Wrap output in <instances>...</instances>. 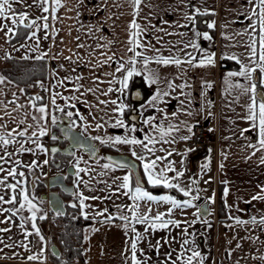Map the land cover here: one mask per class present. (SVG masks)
<instances>
[{
	"label": "crops",
	"instance_id": "0c3cea01",
	"mask_svg": "<svg viewBox=\"0 0 264 264\" xmlns=\"http://www.w3.org/2000/svg\"><path fill=\"white\" fill-rule=\"evenodd\" d=\"M26 4L33 6L28 8ZM44 6L49 8L48 12L42 11L38 0L37 3L34 0H25L23 4L13 2L17 15L21 11L28 14L26 23L31 20H36L37 25L47 22L48 29L37 30L36 26L26 28L21 24L12 25L8 19L0 20V24L13 28L10 39L5 36L6 29L0 31V68L4 66L6 56L36 59L41 53H47L44 58L50 64V77L45 85L48 103L36 105H47L54 114L51 99L53 94L59 93L57 105H75L74 108L69 106L72 113L78 116L73 127L92 139L100 137L94 141L103 151L126 154L138 162L143 180L140 185L145 190L155 196L170 195L181 202H192L189 207L172 208L167 202L133 201L124 194L128 190L119 187L123 177L129 175L134 190L137 180L131 169L111 163L103 155L96 160L91 159L78 150L65 167L73 166L76 171L74 175H67L73 177V181L68 183L75 188V194L67 196H74L78 206L80 194L89 197L83 209L89 222L83 228L82 264H131L130 242L136 239L137 232L143 236L137 243V258L142 264H171L178 256L181 259L177 260V264H183L192 251L200 253L193 264H200L201 259L203 264H264V259H260L264 257V224L260 223L264 219V200L252 199L253 196L264 195L261 191L264 189V163H261L264 149L259 146L258 130L247 119L252 93L245 91L252 83L257 84V94L260 90L264 91V73L257 69L251 79L227 76L229 72H239L242 65L249 68L256 66L250 59L249 45L255 40L259 53L258 0H141L139 5L135 0H61V6L54 13V0H48ZM42 16H47L48 20L38 19ZM133 20L140 26L139 29L130 28ZM212 22H215V27L208 28L207 25ZM33 31H36V37L30 38ZM133 31L139 32L136 39L143 47H137L136 51L142 56L135 57L138 74L130 77L127 86L122 87L118 81L124 78L127 69L133 67L127 63L134 56L128 50ZM196 31L201 34L207 32L211 39L196 38L200 50L194 52L192 48L185 49L184 44L194 37ZM19 33L23 34L22 37L13 40ZM45 36L48 38L45 39ZM187 53H193L197 62L214 54L215 63L202 67L182 63L177 67L155 62L159 56L187 60ZM109 56L113 59L107 60ZM232 56L237 59H230ZM144 57L149 58L147 65L144 64ZM227 62L235 64L237 69L232 65L226 66ZM121 63L125 64V70L117 72L116 68ZM150 74L154 75L156 83L150 81ZM0 75L5 76L1 70ZM65 77L70 80H65ZM77 77L82 79L77 80ZM61 80L63 84L58 83ZM78 85L82 86L80 91H74ZM140 86L144 90V100L132 102L131 92ZM110 87L112 92H108ZM89 88L95 91H86ZM105 92L107 95H102ZM61 97L78 99L64 100ZM13 100L15 104L9 103ZM101 100L107 103L101 104ZM112 100L116 104H112ZM0 101L7 104L6 109L0 110V117H3L0 124L6 125V128L0 130L15 128L19 131L29 124L34 126L28 129V136L37 130L31 116L40 114L31 107L32 98L21 85L7 78L4 84H0ZM17 104L24 105L18 112L13 111ZM120 107H123L122 114L117 110ZM134 109L139 114L138 123L130 119ZM5 111L11 116L4 115ZM25 112L28 113L26 123L19 125L18 121ZM117 119L122 120L125 126H114ZM201 122L214 133L215 138L195 162L192 158L194 126ZM40 124L45 125V121H40ZM98 124L102 127L98 128ZM53 126L49 118L47 134L38 140L48 149L46 153L30 141L25 143V147L32 148V152L20 153L17 151L18 144H10L7 152L13 155L5 156L7 163L0 162L5 169L16 167L18 172L25 173L24 177H9L7 183L21 180L30 198L35 197L33 203L41 209L36 224L44 237L40 240L30 222L25 224L24 229L20 228L21 217L31 216L25 208L8 223L0 224V228L11 229L0 233L3 240L0 243V249H3L0 251V264H56L50 251L51 245L58 241L52 223L56 219L53 217L55 213L41 198L48 192L45 180L58 173H66L62 166L52 161L47 136ZM133 128L135 131H131ZM161 130L167 135H162ZM146 136L152 143L145 139ZM116 137L134 138L142 143H101V140ZM16 140L27 141V137H16ZM0 155H5L3 149H0ZM157 157L165 159L157 160L154 171L166 170L171 163L176 171L183 172V176L172 182L190 190L191 195L186 197L177 189L149 188L144 164ZM16 160L21 162V166L15 164ZM44 160H48V164H44ZM33 161L40 167H27ZM105 164L109 165L107 169L103 167ZM205 164L207 168H203ZM80 168L87 171L77 175ZM5 175L6 172H0V178ZM166 175L171 179L175 173L166 172ZM225 188L227 196L224 195ZM37 191L41 192L39 197ZM61 194L66 199V194ZM0 195L7 200L13 193L6 187H0ZM204 202L209 203L208 217L200 214V206ZM137 203L136 214L149 215L148 224H139L131 219L133 205ZM0 207L13 208L19 207V204H3ZM169 209H172L170 215ZM101 212L103 215H98ZM80 213L85 218L81 208ZM157 214H164V220L178 224L152 229L151 218ZM40 215L46 218L40 220ZM9 216L10 212L0 213V220ZM122 216L129 219L122 220ZM108 217L112 219L109 221ZM253 217L255 223L252 222ZM238 220L244 223H238ZM25 231L33 235L25 238ZM185 241L188 243L185 244ZM6 244L14 247H5ZM22 245H27V249ZM29 255H39V259L29 261Z\"/></svg>",
	"mask_w": 264,
	"mask_h": 264
},
{
	"label": "snow or ice",
	"instance_id": "6c2138e0",
	"mask_svg": "<svg viewBox=\"0 0 264 264\" xmlns=\"http://www.w3.org/2000/svg\"><path fill=\"white\" fill-rule=\"evenodd\" d=\"M13 2L15 3H25V0H0V20H4V19H8L10 20V23L12 25H17V24H21L26 28H32L33 26H36L37 30H40L41 28L43 29H48L49 25L47 22L43 23L42 25H37V21L36 20H31L30 22L26 23V21H28V14L26 12L21 11L18 15L17 13L14 11L13 9ZM141 2V0H135L136 5H139ZM34 3H37V0H34ZM48 3V0H38V6L40 8H42L43 12H48L49 8L44 6L45 4ZM54 4L56 7H53L52 11L53 13L56 11L57 7L61 6V0H54ZM258 5L260 7V13H259V25H260V37H259V53H257V48H256V41L253 40L252 44L249 45L250 48V59L252 61V63H254L256 66L255 67H247L245 65L241 66V70L239 72H229L227 74L228 77H235V76H242L248 79L252 78V74L255 73L257 71V69H259L260 73H264V0H258ZM33 5L32 4H26V7L31 8ZM207 14V13H205ZM213 15L215 14L214 12L212 13ZM255 15V13H253ZM38 19H42L44 21L48 20L47 16H42L39 17ZM53 19H55V16H53ZM208 28H214L215 27V22L209 23ZM139 25L135 22V20H133L130 24V28L132 29H139ZM254 27V26H253ZM5 31V36L9 37L10 33H13V28L9 27L7 24H0V31ZM139 35L138 31H133L130 33V39H129V44L131 45V47L128 49L129 51L134 53V56L129 58V61L127 63L133 65V67L127 69V74L124 76V78L120 81H118L122 87H126L127 86V81L130 77H132L134 74H138L137 69L135 68V64L137 63L135 57H140L142 56V53L137 52L136 48L137 47H143V45H141L139 43V41L136 39V37ZM203 37V39L205 40H210L211 37L209 36V34L207 32L205 33H200L198 31L194 32V37L190 38L188 40L187 43L184 44V48H192L193 51L195 52L196 50H200V46L199 44L196 42V38L198 37ZM36 37V31H33L31 34L30 38ZM45 39H47L48 37L45 36ZM10 39V37H9ZM37 43H39V41L37 40ZM82 47V45H81ZM258 55V60L256 59ZM47 56V53H41V55L37 56L36 59L40 60V59H44V57ZM187 56L189 57L187 60H182L180 58L174 57V56H168V57H163V56H159L157 58H155V62L157 64H162V65H175L177 67H179L182 63H187L189 65L192 66H197V67H202V66H206V65H214L215 61H214V54H210L207 55L205 58L200 59L197 62V58L195 55H193V53H187ZM6 59H10V57L6 56ZM24 59H28L27 56L23 57ZM230 59H237L235 56L229 57ZM66 59H71V57H66ZM113 57L109 56L107 58V60H112ZM149 61V58L144 57V64L147 65ZM105 63H107V61H105ZM125 70V64L121 63L119 65V67L116 68L117 72H122ZM111 75V74H109ZM7 78L3 75H0V84H4L5 80ZM65 80H70V78L65 77ZM82 79V77H77V80ZM149 79L152 83H156V78L154 77L153 74L149 75ZM59 84H63V80L58 81ZM239 86V85H237ZM42 87V85H41ZM53 87H55V85H53ZM80 87H82L81 85H78L74 91H80ZM169 87H172V85H169ZM179 87H184L183 85H180ZM208 87L211 88V84H208ZM256 88H257V84L256 83H252L251 86L249 88H246L245 91L246 92H251L252 95L250 97L251 99V103L248 105V110H249V114L247 116V119L249 121L252 122V127L258 130V134H259V146L261 149H264V98H260L258 100V94L256 93ZM21 91H23V89H21ZM45 91H47V89H45ZM86 91L88 92H94L95 89L89 88ZM113 89L110 87L108 89V92H112ZM13 95L15 96V93H13ZM59 93H55L52 96L51 99V104L52 106H54L55 111H59V112H64V108L60 107L59 105L56 104V97L59 96ZM102 95H107V92L102 93ZM165 95H167V93H165ZM43 98L40 96H36L32 98V103H31V107L34 108L36 110V112H38L40 115H32L31 119L32 121L35 122V127L37 130H34L31 132V135L28 136V129L32 128L34 125L29 124L27 125V127H25L23 130H19L17 131V129H12L11 131H2L0 130V149L4 150L5 155H0V162L2 163H7L8 161L5 159V156L11 157L13 155V153H9L7 152V146L10 144H18L19 147L17 149V151H19L20 153H24V152H32L33 149L32 148H27L25 147V143L30 141L32 144H34L36 146L37 149H40L43 152H47L48 149L45 148L42 144L38 143L39 137H43L47 134V127H46V123L48 121V119L50 118L51 123L53 125H55L57 123V116L52 114V112H50L49 108L47 105H41V106H37L36 103H34V101H39L42 100ZM61 99L64 100H71V99H78L77 97H61ZM154 99H156V97H154ZM101 104H105L107 103L106 101H99ZM9 103L15 104V100L10 101ZM112 104H116L115 100L111 101ZM70 107H75V105H68ZM24 105H16L13 108V111H19L21 108H23ZM7 108V104H5L4 101H0V110L6 109ZM118 111H120V113H123V107H120L119 109H117ZM4 115L6 116H11L10 112L5 111ZM66 116L70 119L73 116V113L71 111L66 113ZM28 117V113L25 112L24 113V117L19 119L18 124L19 125H24L26 123V119ZM3 117H0V120H2ZM13 119L15 120L16 118L13 117ZM81 119H83V117H81ZM40 121H45V125H41ZM147 122V121H146ZM72 123H75L74 121ZM114 126H120V127H124V123L122 120L117 119L116 120V124ZM97 127H102L101 125H97ZM6 128V125L0 124V129H4ZM171 130V129H170ZM191 129H189L190 131ZM131 131H135V129H131ZM162 131V130H161ZM247 131V130H245ZM162 135H167V133H164L162 131ZM16 137H27V141L25 140H16ZM188 137H184V139H187ZM52 139H57V137L53 136ZM94 139H101L100 137H95ZM146 140L149 141V143H152V140L149 139V137H145ZM101 143H114V144H139L142 143V141L136 140V139H128V138H121V137H116L114 139L109 138L108 140H101ZM253 146L254 145H250ZM52 152L57 151V149H52ZM133 155L135 156L136 153L133 152ZM168 155H171V153H169ZM138 159H143V157H137ZM165 159L164 157H157L156 160H153L151 162L145 163L144 164V173L147 177V183L152 185L153 187L155 186H159L162 185L165 188H169V189H177L178 191H180L181 193H183L184 196H189L191 195V191L190 190H186L185 188L181 187L179 183H173V180H178L179 177L183 176V172L182 171H176V169L172 166L171 163H169V165L167 166L166 170L165 169H161L159 173L155 172L154 170L157 167V160H162ZM44 164H48V160H44L43 161ZM261 163H264V158L261 159ZM15 164L19 167L21 166V162L19 160L15 161ZM122 167H126V165H121ZM27 167H40V165H37L35 161H33L31 163V165H27ZM104 168H108L109 165L105 164L103 165ZM208 165L205 164L203 165V168H207ZM221 167H223V165H221ZM87 169L84 168H80L78 169V173L79 172H86ZM0 172H6V175L3 176L2 178H0V187H6L7 189L11 190V192L13 193V195L10 196L9 199H5L4 195H0V206H2L3 204H10V205H16L17 203L19 204V207H13V208H2L0 207V213L3 212H10L11 216L7 217L5 220H0V224L3 223H8L9 221H11V219L13 217H15L18 213L22 212L25 208H27V211L31 213L30 217H21V223H20V228L24 229L25 224L29 223L31 224V228L35 230V234L37 236L40 237V240H43L44 237L42 235H40V229L37 227L36 224V220H37V214L41 211L40 208L37 207V205L35 203H33V200L35 199V197L30 198L29 196V192L22 186L23 181L21 180H16V183H7V180L9 177H12L13 179H15L17 176L19 177H24L25 173L23 171H17L16 167H13L11 169H5L4 167L0 166ZM166 172H174L175 176L172 177L171 179L166 175ZM193 183H196V181H193ZM120 188L123 189H127L128 191L126 193H124L125 195H129L130 199H132L133 201H151V202H167L170 203L172 205V208H178V207H189L192 206V202L191 200H184L183 202L176 200L174 197L170 196V195H165V196H155L152 195L149 191L145 190L141 185H140V181L139 179H137L136 181V186L133 190V188L131 187V180H130V176L129 175H125L123 177L122 183L119 186ZM19 189V192L17 193V190ZM262 192H264V189H261ZM228 194V190L227 188H225L224 190V195L227 196ZM197 197H193V199H196ZM89 199V197H85L83 196V194H80V199H79V206L81 208L82 214H84L85 218L87 219V214L83 213V209L86 207L85 205V200ZM92 199H99V197H92ZM253 200L256 199H261L264 200V195L261 196H253L252 197ZM72 207H76L75 204L72 205ZM139 208V204H134L133 205V214L131 219L134 220L136 223L139 224H148L150 217L147 214H143V215H137L135 210H138ZM106 211V210H105ZM151 211V209H149V212ZM172 209H169V215L171 214ZM58 215L60 213H57ZM98 215H103V213H98ZM163 215L164 214H157L155 217L151 218V224L150 227L152 229H156V228H167L169 224H178V222L176 221H172V220H164L163 219ZM45 215H40L39 219L43 220L45 219ZM122 220L127 221L129 218L127 216H122L120 217ZM109 221L112 219V217H108L107 218ZM159 222V223H156ZM238 223H244V221H237ZM253 223H255V217H253L252 220ZM261 224H264V219H261L260 221ZM125 227H127V225H125ZM11 229L10 228H0V233H7L9 232ZM133 232H135V229H132ZM145 231H147V229H145ZM25 238H27L28 236L33 235L32 232L29 231H25L24 233ZM87 238V237H85ZM143 239V236L140 233H136V239L130 242V251H131V264H142V261L140 259L137 258V243ZM0 243H3V240L0 239ZM185 244H187L188 242L185 241ZM23 247H25V249H27V245H22ZM5 247L11 248L14 247V245L12 244H6ZM237 247H239V245H237ZM0 251H3V249H0ZM197 257H200V253L197 251H192V254L190 256L187 257L186 260H183V264H193V260ZM27 259L29 261H35L37 259H39V255H29L27 257ZM181 257L178 256L176 258V260H172L171 264H177V260H180ZM260 259H264V257H260ZM200 264H203V260H200Z\"/></svg>",
	"mask_w": 264,
	"mask_h": 264
},
{
	"label": "trees",
	"instance_id": "16d2710c",
	"mask_svg": "<svg viewBox=\"0 0 264 264\" xmlns=\"http://www.w3.org/2000/svg\"><path fill=\"white\" fill-rule=\"evenodd\" d=\"M22 35L23 34L19 33L13 40L19 39L20 37H22ZM4 62L5 64L0 68V70L7 78L21 85L28 96H30L31 98L36 96H40L43 98L42 100L34 101L36 104L48 103V94L45 91V85L48 83L50 77V64L45 58L38 60L10 57V59L5 58ZM225 64L228 67H230L231 65H235L232 62H227ZM62 108H64V112L55 111V109L53 108V113L57 116V118L67 117L66 113L69 111L72 112V108H70L69 106H64ZM70 119L71 122H75V119L78 120V116L73 113V116ZM72 125L74 126L75 123H72ZM57 160L61 162L62 167H65L69 164L71 157L54 155L53 161L55 162ZM71 181H73V177L68 176L67 182ZM149 188H162L166 191L171 190L162 186L153 187L149 185ZM37 192L39 197L41 192ZM64 196L66 197V213L64 215L53 214V217L62 221L64 224L63 229L58 233L57 237L62 256L60 258H57L53 254H51V258L56 264H82L83 228L89 221L81 215L77 199L75 198L73 200L74 196ZM70 198H72V200H68ZM73 204H75L76 207H72ZM221 208L222 206L220 205V210ZM77 260H79V263L76 262Z\"/></svg>",
	"mask_w": 264,
	"mask_h": 264
},
{
	"label": "water",
	"instance_id": "95a60500",
	"mask_svg": "<svg viewBox=\"0 0 264 264\" xmlns=\"http://www.w3.org/2000/svg\"><path fill=\"white\" fill-rule=\"evenodd\" d=\"M144 90L143 87L134 88L131 92V100L135 103H140L144 100ZM258 98H264V91L260 90L258 92ZM130 119L136 123L139 121V114L136 113V110H132ZM64 121L60 124V138L59 143L54 144L50 147V152L52 154H61L67 157H73L76 155L78 150L84 152L91 159H98L100 155H103L109 162L114 163L120 167L121 165H126L125 168L132 170L136 180L139 179L140 184H143L142 176L139 169L138 162L133 159L131 156L126 154H114L110 152L103 151L100 146L92 139L91 137L85 136L82 130H79L71 126L67 118L63 119ZM64 145V146H63ZM52 149H57V151L52 152ZM61 166V164H59ZM75 168L73 166H68L66 173H58L45 180V184L48 188V192L42 194V200L48 202L49 208L55 213H60L64 215L67 211L66 202L61 194L74 195L75 188L72 184H69L66 180L67 175H74ZM58 188V190H53ZM200 214L203 217H208L210 214L209 203L204 202L200 206ZM51 253L60 258L62 256L61 249L58 245L52 244L50 247Z\"/></svg>",
	"mask_w": 264,
	"mask_h": 264
},
{
	"label": "built area",
	"instance_id": "2783aa9c",
	"mask_svg": "<svg viewBox=\"0 0 264 264\" xmlns=\"http://www.w3.org/2000/svg\"><path fill=\"white\" fill-rule=\"evenodd\" d=\"M232 68L237 69L236 66H232ZM214 138V133L203 122L194 126L192 158L195 162L207 151L210 141Z\"/></svg>",
	"mask_w": 264,
	"mask_h": 264
},
{
	"label": "flooded vegetation",
	"instance_id": "af4514ba",
	"mask_svg": "<svg viewBox=\"0 0 264 264\" xmlns=\"http://www.w3.org/2000/svg\"><path fill=\"white\" fill-rule=\"evenodd\" d=\"M64 118H67L68 119V121L69 122H67V123H69L71 126H73L72 125V122H71V119H69L68 117H62V118H58L57 119V123L54 125V127L52 128V131H51V134L49 135V136H47V139L49 140L48 142L50 143V147L52 146V145H54V144H58L59 143V138H60V124L64 121L63 119ZM53 136H55V137H57V139H52V137ZM64 146V145H63ZM52 154V153H51ZM55 155H61V154H55ZM53 156H54V154H52V161H53ZM53 163L55 164V165H57V166H59V164H61V162L59 161V160H57V161H53ZM53 190H59L58 188H55V189H53Z\"/></svg>",
	"mask_w": 264,
	"mask_h": 264
},
{
	"label": "rangeland",
	"instance_id": "374dc122",
	"mask_svg": "<svg viewBox=\"0 0 264 264\" xmlns=\"http://www.w3.org/2000/svg\"><path fill=\"white\" fill-rule=\"evenodd\" d=\"M62 170H64V171L67 170V167H63ZM74 182H75V180H74ZM52 223H53V230L55 231V235H58V233L63 229L64 224L62 221H60L58 219L53 220ZM56 244L59 246L58 241Z\"/></svg>",
	"mask_w": 264,
	"mask_h": 264
}]
</instances>
